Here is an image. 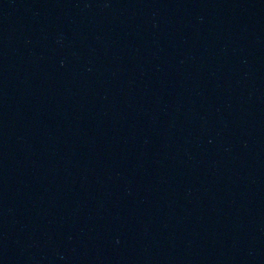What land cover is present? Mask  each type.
Here are the masks:
<instances>
[{"label":"water","instance_id":"1","mask_svg":"<svg viewBox=\"0 0 264 264\" xmlns=\"http://www.w3.org/2000/svg\"><path fill=\"white\" fill-rule=\"evenodd\" d=\"M0 264H264V0H0Z\"/></svg>","mask_w":264,"mask_h":264}]
</instances>
